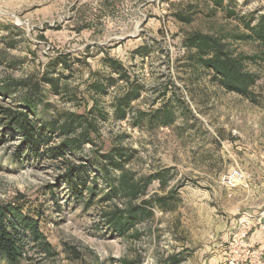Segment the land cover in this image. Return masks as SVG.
<instances>
[{"label": "rangeland", "instance_id": "1", "mask_svg": "<svg viewBox=\"0 0 264 264\" xmlns=\"http://www.w3.org/2000/svg\"><path fill=\"white\" fill-rule=\"evenodd\" d=\"M213 7L212 0H0V104L24 98L28 88L17 83L34 89L44 72L53 73L61 93L40 84L33 92L35 120L94 107L99 122L95 145L69 155L67 163L84 164L122 147L126 169L151 180L142 200L166 199L165 209L154 205L151 219L125 238L115 237L101 219L107 185L98 169L88 171L97 196L92 204L80 203L64 180L63 163L35 156L0 125V206L18 207L38 221L51 246L44 252L19 230L23 257L11 262L0 255V264H231L244 231L246 243L264 249V59L245 64L257 77L248 97L213 82L185 46L194 32L244 33L227 8L256 24L264 0H225L224 7ZM177 14L192 21L183 23ZM227 41L236 55L264 52L251 40ZM107 54L123 64L126 78L110 71ZM64 56L69 70L59 65ZM110 77L118 81L108 93L93 94L91 85ZM131 84L141 87V96L128 118L117 120L115 98ZM8 86L11 92H1ZM165 106L173 117L168 125L152 118ZM141 112L147 117L134 126ZM234 171L239 177H232ZM236 264L259 263L241 258Z\"/></svg>", "mask_w": 264, "mask_h": 264}, {"label": "trees", "instance_id": "2", "mask_svg": "<svg viewBox=\"0 0 264 264\" xmlns=\"http://www.w3.org/2000/svg\"><path fill=\"white\" fill-rule=\"evenodd\" d=\"M214 10L224 7L225 0H212ZM229 17H236L243 23L244 33L239 35H217L204 34L201 32L190 33L186 37L185 46L189 50L195 51L194 60L197 67L203 71L212 74V81L216 82L227 92H234L243 96L251 97V88L255 85L257 77L254 73L247 70V62H257L263 60L264 52L260 55L245 56L236 55L230 44L229 38L237 41H254L264 47V14L259 16L256 24L251 20H245L239 17L235 11L227 8ZM175 17L183 22L190 23L191 16L177 14ZM104 60L110 67V71L117 74L123 80L127 76V71L123 64L112 58L109 54L105 55ZM60 66L70 69L68 57L60 59ZM58 62V63H59ZM53 73L42 75L39 84L31 89L25 83H17L16 88H28L24 98L15 101V105L5 107L0 104V125L7 127L18 134L24 149L30 151L37 157L44 159L52 158L63 163V176L68 189L75 199L80 203L92 204L97 196V189L89 186V169H98L107 185L104 197L100 199L101 203L106 204V208L101 213L102 222L107 225L108 230L113 236L125 238L138 223L151 219L153 217V206L161 209L166 207V199L158 198L142 200L148 192L151 180L143 181L136 179L135 175L128 171L124 161L127 158L125 149L119 146L113 147L109 152L99 156L94 160L89 159L84 164L67 163L69 155H81L87 145H95L93 135L98 133V117L94 114V107L84 114L67 112L54 116L51 121L40 123L35 120L37 114V99L35 93L40 92V84H48L55 94H60V78L54 77ZM112 76V74H111ZM111 81L105 82L98 79L91 85L93 94L103 92L107 94L110 87L117 83V79L110 77ZM129 79V78H128ZM13 87H6L1 92H11ZM140 88L134 84L129 85L124 97L115 98L114 116L117 120H126L130 114V107L133 100L141 96ZM66 94L65 92H63ZM96 95V94H95ZM95 95L93 97L95 98ZM43 101L41 99H38ZM163 112L158 110L152 118L168 125L173 121V117L163 107ZM167 111V112H166ZM162 115V116H161ZM145 113H139L134 126H139ZM58 140V142H56ZM68 164V165H66ZM112 170L119 172V176L111 179L109 174ZM97 176L93 177L96 181ZM89 193L87 200L84 193ZM119 198L120 203L115 199ZM139 200H142L138 203ZM22 230L27 234L35 245L41 246L44 252H50V244L46 242L39 229V222L25 215L22 209L12 205L0 206V255L11 262H16L24 254V238L19 233Z\"/></svg>", "mask_w": 264, "mask_h": 264}, {"label": "built area", "instance_id": "3", "mask_svg": "<svg viewBox=\"0 0 264 264\" xmlns=\"http://www.w3.org/2000/svg\"><path fill=\"white\" fill-rule=\"evenodd\" d=\"M233 178L239 177V173L237 171H234L232 174ZM261 221V220H260ZM250 230V227L247 229ZM248 238V231H244L241 239V245H238L236 242L234 245V251L235 254L234 259L232 260L231 264H236L238 261L241 260V258L248 260V259H254L255 262L259 264L264 263V249L262 250H256L255 247L252 244L246 243V239ZM242 251L239 250L241 248Z\"/></svg>", "mask_w": 264, "mask_h": 264}]
</instances>
